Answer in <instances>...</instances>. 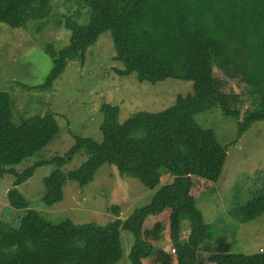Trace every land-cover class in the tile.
I'll return each mask as SVG.
<instances>
[{"label":"trees","instance_id":"16d2710c","mask_svg":"<svg viewBox=\"0 0 264 264\" xmlns=\"http://www.w3.org/2000/svg\"><path fill=\"white\" fill-rule=\"evenodd\" d=\"M80 2L78 11L65 15V27L71 32L69 44L60 51L52 45L47 48L53 67L45 82L24 88L51 89L69 61L83 59L100 35L111 31L115 60L124 65L117 70L120 76L136 73L139 82L152 84L167 79L188 81L193 84V93L178 96L172 106L160 112L134 113L123 123L118 120V106L103 105L102 141L76 137L65 155L17 172L13 167L46 148L60 127L54 114L35 115L15 124L13 101L0 92V179L7 174L14 176L17 188L32 178L37 168L56 163L58 168L43 180L44 195H57L61 200L67 181L86 185L105 164L116 166L121 175L140 169L143 158L128 156L125 150L131 145L133 131L146 130L151 152L173 180L126 220L119 218L105 225L74 224L69 219L51 224L41 220L36 211L29 212L19 228L0 221V264H118L124 254L122 230L131 232L135 239L129 254L132 264H143L156 249L159 264H201L204 252L210 264H264V249L245 254L233 251L229 237L219 235L213 241V228L205 223L194 192L202 184L219 180L227 157V147L218 142L212 130L197 124L194 115L218 106L223 115L237 122L236 141L255 122H264V0ZM83 6L90 15L86 25L75 18ZM52 13L51 0H0V23L13 28ZM235 81L255 97L244 113L230 86ZM80 151L88 154L86 160L64 172L62 167ZM11 192L17 194L18 189ZM14 206L27 209L29 202ZM230 213L242 223L264 214V188ZM157 215L161 218L153 226H145L148 217ZM185 220L190 230L183 239ZM165 223L174 260L155 244L161 241ZM76 238L83 242L88 238L90 245L95 244H81L77 252ZM49 244L55 245L56 251L48 254Z\"/></svg>","mask_w":264,"mask_h":264},{"label":"rangeland","instance_id":"374dc122","mask_svg":"<svg viewBox=\"0 0 264 264\" xmlns=\"http://www.w3.org/2000/svg\"><path fill=\"white\" fill-rule=\"evenodd\" d=\"M80 1L51 0L53 13L43 20L28 19L25 27L13 28L0 23V92L7 93L13 101L14 123L18 125L35 115L54 114L60 127L59 133L46 148L22 159L13 167L17 172L38 161L65 155L74 145L76 137L102 141L100 126L104 120L101 112L103 105L118 106V120L123 123L134 113L160 112L172 106L178 96L193 93V84L188 81L167 79L152 84L139 82L136 73L120 76L117 70L124 69V65L115 60L111 31L101 34L95 45L87 49L83 59L77 57L69 61L51 89L24 88L45 82L53 67V59L47 48L52 45L55 51H60L69 44L71 32L65 27V15L78 11L82 6ZM85 12L83 6L80 15L75 17L82 25L90 20V15ZM230 86L238 95L236 99L244 113L254 104V95L239 88L236 81L231 82ZM194 120L202 128L212 130L218 142L227 147L219 180L202 184L194 191L199 196L197 207L205 223L213 228V241L219 235L226 236L232 240L234 252H262L264 214L242 223L230 210L243 206L264 188V122H255L236 141L237 122L223 115L218 106L195 114ZM125 154L143 158L140 169L121 175L116 166L105 164L86 185L67 181L61 200L57 195H44L43 180L58 168L56 163L37 168L34 176L17 188L14 176L5 175L0 179V221L19 228L22 227V219L32 211L51 224L67 219L74 224L100 225L119 218L126 220L136 209L149 204L154 194L163 185L171 183L173 177L151 152L146 130L132 132L131 145L126 148ZM87 157L85 151L78 152L62 170L68 172L76 169ZM16 189L17 194L11 192ZM26 201L29 202L27 209L14 206ZM159 218L158 215L148 217L145 226H153ZM189 230V222L183 221L181 238H186ZM160 237L161 241L155 243L156 248L169 252L174 260L173 244L166 223ZM121 238L124 254L118 264H132L129 254L135 243L134 236L122 230ZM80 240L75 239L77 252L81 244L87 247L95 244L94 241L90 245L88 238L84 242ZM55 251V245L49 244L46 253ZM204 253L201 264H210L207 253ZM158 258L156 249L143 264H159Z\"/></svg>","mask_w":264,"mask_h":264}]
</instances>
